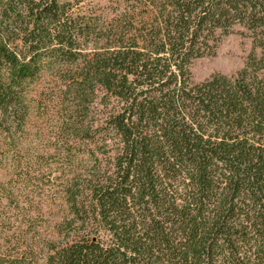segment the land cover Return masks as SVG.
<instances>
[{
	"label": "trees",
	"instance_id": "1",
	"mask_svg": "<svg viewBox=\"0 0 264 264\" xmlns=\"http://www.w3.org/2000/svg\"><path fill=\"white\" fill-rule=\"evenodd\" d=\"M85 1L0 0V132L49 75L72 163L66 240L0 264H264V0H119L104 21ZM236 27L244 67L194 83Z\"/></svg>",
	"mask_w": 264,
	"mask_h": 264
},
{
	"label": "rangeland",
	"instance_id": "2",
	"mask_svg": "<svg viewBox=\"0 0 264 264\" xmlns=\"http://www.w3.org/2000/svg\"><path fill=\"white\" fill-rule=\"evenodd\" d=\"M119 0H86V8L103 21L118 12ZM236 31L218 44L216 55L197 59L191 66L194 83L215 74L234 75L253 51L252 39ZM47 75L30 86L29 117L22 131L0 132V245L28 246L40 250L50 242H64L66 231L58 223L68 214L62 186L70 179V132L61 127L70 103L56 97L59 84ZM94 118L106 109L94 104ZM82 146L78 157L91 164ZM105 163L107 157L97 153ZM94 159V158H93ZM50 178L51 180H49ZM46 179V180H44ZM18 206V207H17Z\"/></svg>",
	"mask_w": 264,
	"mask_h": 264
}]
</instances>
